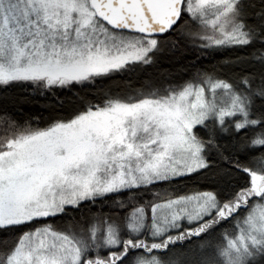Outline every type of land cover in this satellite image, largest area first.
Returning a JSON list of instances; mask_svg holds the SVG:
<instances>
[{"label": "snow or ice", "instance_id": "1", "mask_svg": "<svg viewBox=\"0 0 264 264\" xmlns=\"http://www.w3.org/2000/svg\"><path fill=\"white\" fill-rule=\"evenodd\" d=\"M0 264H264V0H0Z\"/></svg>", "mask_w": 264, "mask_h": 264}]
</instances>
